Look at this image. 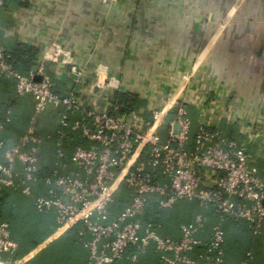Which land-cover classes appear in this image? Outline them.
Instances as JSON below:
<instances>
[{
    "label": "crops",
    "instance_id": "obj_1",
    "mask_svg": "<svg viewBox=\"0 0 264 264\" xmlns=\"http://www.w3.org/2000/svg\"><path fill=\"white\" fill-rule=\"evenodd\" d=\"M3 1L0 53L8 54L23 44L37 47L40 58L50 60L46 68L57 93L65 94L71 85L68 69L61 64L68 56L84 69L81 98L92 103L95 96L88 89L96 86L102 109L116 108L117 95L123 94L128 99L125 104H132L130 110L151 119L149 112L163 107L174 94L176 100L185 101L192 132L202 124L212 125L248 145L264 179V0ZM111 77L120 82L118 91L98 86ZM0 103L14 110L11 124L2 133L4 140L13 143L27 131L34 101L31 96L18 97L14 82L0 78ZM66 114L70 121L80 117L64 108L48 107L37 120L44 138L40 165L45 173L56 159L49 136L62 130ZM64 132L68 153L76 146H88L77 133ZM167 133L168 127H162V136ZM46 191L40 182L35 194ZM131 195L125 185L120 186L112 208L115 216ZM155 202L153 197L145 217L160 225L162 237L179 239L181 226L203 214L209 220L197 238L210 240L217 219L203 204L179 201L172 210L160 211ZM0 219L10 225L18 244L12 264L88 263L89 251L77 234L81 226L60 229L53 214L36 211L33 198L7 190ZM222 228L226 264H242L248 253L249 264H264V226L258 236L242 220L225 219ZM201 252L203 248H196L188 256L198 260ZM133 254L129 250L118 264H163L153 251L136 260Z\"/></svg>",
    "mask_w": 264,
    "mask_h": 264
},
{
    "label": "built area",
    "instance_id": "obj_2",
    "mask_svg": "<svg viewBox=\"0 0 264 264\" xmlns=\"http://www.w3.org/2000/svg\"><path fill=\"white\" fill-rule=\"evenodd\" d=\"M3 6L0 0V8ZM58 51L66 55L64 50ZM49 61L43 58L27 74H21L0 53V78L14 82L18 97L31 96L34 101L27 131L13 143L4 140L2 133L11 124L14 110L0 103V200L7 190L16 191L33 198L38 213L53 214L60 229L81 226L77 234L89 251L87 264H118L129 250L134 253L133 260L153 251L163 264H226L225 219L245 221L252 235H261L264 179L248 145L212 125L202 124L192 132L185 101L176 100L174 94L163 107L149 112L151 119L135 110L102 109L96 86L88 89L95 96L88 103L79 90L84 69L68 56L61 64L68 69L71 85L65 94H59L46 68ZM98 86L118 91L120 82L111 77L99 81ZM48 107L64 108L80 117L70 121L68 114L64 115L62 130L49 136L56 147V159L45 173L40 165L44 138L37 120ZM164 126L168 133L162 136ZM65 129L80 135L88 146H76L68 153ZM40 182L47 187L45 195L35 194ZM121 185L132 195L115 216L112 208ZM153 197L160 211L172 210L179 201L203 204L217 219L210 240L197 238L209 220L203 214L181 226L179 239L162 237L160 225L145 217ZM196 248L203 252L193 260L188 254ZM17 252L10 225L0 219V264H12ZM4 256L9 261L4 262ZM251 259L248 253L242 264Z\"/></svg>",
    "mask_w": 264,
    "mask_h": 264
},
{
    "label": "trees",
    "instance_id": "obj_3",
    "mask_svg": "<svg viewBox=\"0 0 264 264\" xmlns=\"http://www.w3.org/2000/svg\"><path fill=\"white\" fill-rule=\"evenodd\" d=\"M5 61L21 74H27L41 60L39 49L29 45H19L10 53L4 55ZM128 99L126 95L118 94L116 105L120 112H128L132 104H125ZM3 198V197H2ZM0 200V205L2 202ZM80 243V242H79Z\"/></svg>",
    "mask_w": 264,
    "mask_h": 264
},
{
    "label": "water",
    "instance_id": "obj_4",
    "mask_svg": "<svg viewBox=\"0 0 264 264\" xmlns=\"http://www.w3.org/2000/svg\"><path fill=\"white\" fill-rule=\"evenodd\" d=\"M174 130L176 133H179V127L178 126H176Z\"/></svg>",
    "mask_w": 264,
    "mask_h": 264
}]
</instances>
